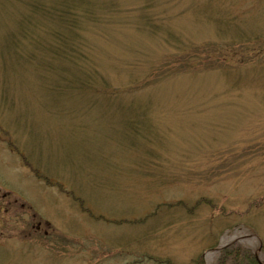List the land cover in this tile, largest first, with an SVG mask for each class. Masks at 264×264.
I'll use <instances>...</instances> for the list:
<instances>
[{"label": "rangeland", "instance_id": "374dc122", "mask_svg": "<svg viewBox=\"0 0 264 264\" xmlns=\"http://www.w3.org/2000/svg\"><path fill=\"white\" fill-rule=\"evenodd\" d=\"M231 243L264 264V0H0V264Z\"/></svg>", "mask_w": 264, "mask_h": 264}, {"label": "trees", "instance_id": "16d2710c", "mask_svg": "<svg viewBox=\"0 0 264 264\" xmlns=\"http://www.w3.org/2000/svg\"><path fill=\"white\" fill-rule=\"evenodd\" d=\"M2 206V205H1ZM4 208V207H3ZM143 263L151 262L154 264H174L167 258L155 257L143 254ZM142 261V259H139ZM191 264H206L202 255L196 257ZM213 264H261L257 258V254L251 250L242 247L236 243L224 246L217 250Z\"/></svg>", "mask_w": 264, "mask_h": 264}, {"label": "flooded vegetation", "instance_id": "af4514ba", "mask_svg": "<svg viewBox=\"0 0 264 264\" xmlns=\"http://www.w3.org/2000/svg\"><path fill=\"white\" fill-rule=\"evenodd\" d=\"M33 229L35 230V231H39L40 230V228H41V226H40V224L39 223H36L35 225L33 224ZM45 232V231H44Z\"/></svg>", "mask_w": 264, "mask_h": 264}]
</instances>
